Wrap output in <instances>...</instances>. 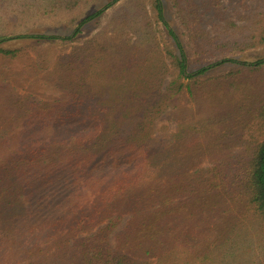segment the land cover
<instances>
[{
    "label": "trees",
    "instance_id": "16d2710c",
    "mask_svg": "<svg viewBox=\"0 0 264 264\" xmlns=\"http://www.w3.org/2000/svg\"><path fill=\"white\" fill-rule=\"evenodd\" d=\"M87 1L30 3L51 15ZM226 1L168 0L196 59L165 0H133L109 20L138 36L122 44L120 33L78 38L112 3L71 33L0 36L9 62L34 52L43 64L40 45L63 48L52 63L57 95L0 92V257L14 262L24 246L29 264H264V91L253 107L237 98L234 71L211 76L226 62L264 64L238 58L264 44V0ZM164 112L177 129L156 134ZM55 237V251L38 255Z\"/></svg>",
    "mask_w": 264,
    "mask_h": 264
},
{
    "label": "rangeland",
    "instance_id": "374dc122",
    "mask_svg": "<svg viewBox=\"0 0 264 264\" xmlns=\"http://www.w3.org/2000/svg\"><path fill=\"white\" fill-rule=\"evenodd\" d=\"M89 0L84 4L80 5L78 8L72 11H60L51 15H42L40 12L36 11L38 6L31 5L30 0H5L2 4H0V36L6 35H17V34H43V35H52V34H62L63 33H71L77 24L88 14L92 12L95 6L99 5V9L104 7L106 4L112 3V7L107 12L105 17H102L100 24L94 30H83L78 38L85 40L84 38H88V36L95 34L98 31H105L107 36L115 37L120 33V38L116 40V43L122 44L120 42L122 38L129 39L132 41L138 38V36L133 32L127 34L126 32L130 31L129 29L122 28L117 22L111 23L110 19H118L120 15L124 13L131 6L133 0ZM168 3V0H165ZM223 3L228 4L226 0H223ZM127 4V8L126 7ZM125 8V9H124ZM169 13L168 18L171 19L170 25L173 26L177 30V35L181 41L183 48L187 55L190 58L196 59V55L191 53V49L193 48L190 44V39L187 32L179 26L180 24L174 18V10L171 5L168 3ZM173 18V19H172ZM73 20L75 22L73 23ZM116 27L115 30H112L111 26ZM101 28V30H100ZM63 30V31H61ZM128 30V31H127ZM109 33V34H108ZM159 36H162L161 32ZM38 49H45L46 52V63H41L40 59L36 57L34 52L28 53L29 57L22 58L21 61H13L9 62L0 56V92L3 89L10 90L12 94L16 95H31L37 100H47L54 95H57L58 92L53 89L52 85V63L56 58V54L60 52L63 48L61 47H53L49 45H45ZM136 48V47H135ZM32 51V49H28ZM196 54V53H195ZM240 62L251 59L257 60L264 58V44L257 46L255 48L249 49L242 53H239ZM218 60V58H203V61L207 64L214 63ZM249 62V61H248ZM234 71L233 76H231L232 81L236 84L237 98L245 97L250 99L253 102V107L259 105V99L261 97V93L264 91V64L257 68H250L246 65L234 66L232 62H226L219 65L214 72H212L211 76L216 77L221 74H227V72ZM134 75H138L137 70H133ZM141 75V74H140ZM140 75L137 76L138 80L140 79ZM168 80L164 82L166 85ZM103 91H115L116 88L114 85L104 82L100 87ZM166 112L159 114L155 120V128L158 130L156 134H161V128L164 126L168 132L174 133L176 131V124L171 123L168 119V116L165 114ZM209 166L208 163H205L202 167ZM0 173L2 170L0 169ZM6 213L1 214L0 224L3 226L4 222H8L4 220V216ZM101 223L97 226V228L104 225ZM123 223L113 231L111 234V238L113 234L122 230ZM97 228L88 232L87 234H80L78 237L84 236L87 237L95 231ZM77 237V236H76ZM56 237L52 239L50 242H40L38 244V255L42 254L46 251V254H50L55 251L54 243L57 244ZM113 243V242H111ZM49 248V249H47ZM14 253L19 256L18 260L19 264H29L34 258L27 257V251L24 246L19 247L18 249L13 250ZM13 262V259L8 257L6 254H3L0 257V264H18L17 261Z\"/></svg>",
    "mask_w": 264,
    "mask_h": 264
}]
</instances>
